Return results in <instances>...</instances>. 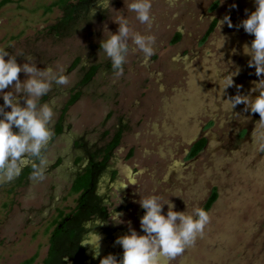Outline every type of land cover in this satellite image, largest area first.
<instances>
[{
    "label": "rangeland",
    "instance_id": "374dc122",
    "mask_svg": "<svg viewBox=\"0 0 264 264\" xmlns=\"http://www.w3.org/2000/svg\"><path fill=\"white\" fill-rule=\"evenodd\" d=\"M56 1L13 0L0 10V49L22 53L18 63L31 56L38 68H62L66 77V84L53 83L40 98L53 111L49 141L83 70L100 68L67 109L64 121L69 130L46 150L43 178L30 176L16 187L15 178L12 185L0 183V264L42 261L51 222L58 212L67 213L74 206L75 195L64 182L71 165V138L83 137L100 147L102 134L119 125L126 129L110 161L116 177L108 193L115 206L118 188L119 204H126L119 218L130 221L138 234H142V209L133 202L139 199L135 190L159 195L174 205V211L186 212L202 207L216 194L202 232L176 256H159L158 264H264V126L258 114L248 113L243 104L231 109L227 103L233 95L249 94L258 79L242 52L253 37L237 27L254 10L253 0H174L171 7L167 0H151L150 28L127 11L124 0H103L101 18L82 24L77 33L59 41L44 34L61 17L59 9L52 7ZM225 15L233 27L221 24L218 32L217 21ZM121 16L131 32L152 35L154 43L153 53L145 56L132 51L129 39L122 72L116 75L104 72L109 61L99 52V43L108 35L105 27L116 32L114 21ZM212 22L214 29L205 38ZM177 34L180 38L172 42ZM219 34L224 42L217 49ZM227 68L239 71L232 77L233 85L222 92L220 81L226 74L222 69ZM18 78L25 77L21 73ZM201 138L203 150L189 157L190 148ZM57 157L64 164L51 169ZM105 186L106 178L99 182L103 192ZM166 210L164 205L162 213ZM107 227L114 230V240L128 231L126 223L114 224L111 218ZM99 238L102 252L106 237ZM113 248L122 251L118 244Z\"/></svg>",
    "mask_w": 264,
    "mask_h": 264
},
{
    "label": "clouds",
    "instance_id": "9594fccd",
    "mask_svg": "<svg viewBox=\"0 0 264 264\" xmlns=\"http://www.w3.org/2000/svg\"><path fill=\"white\" fill-rule=\"evenodd\" d=\"M167 2L170 7L174 4V0ZM124 3L127 11L134 13L139 23L148 28L152 26L154 17L150 15L151 0H124ZM253 5L254 10L237 27L253 37L242 47V52L249 57L247 66L254 68L253 74L258 79L253 82L249 94L233 95L227 103L231 109L243 104L245 111L258 114L259 123L264 126V0H253ZM114 22L118 28L115 33L104 28V33L107 32L108 35L100 41L99 52L110 62L115 74L120 75L129 52V39L133 45L132 51L139 50L145 56H150L153 53L154 37L131 32L128 21L123 16ZM221 24L233 27L227 15L217 21L218 32ZM223 42L224 37L219 34L217 49ZM21 55L23 54L12 55L7 50L0 49V183L13 180L20 171V161L25 158L38 160V163L31 165L32 179L43 178L46 160L42 149L51 136L48 125L53 111L49 103H40V98L47 95L53 83H67L62 68H38L31 56H24L23 62L18 63L17 57ZM222 71H226L220 81L223 92L233 85L232 77L239 70L230 72L227 68ZM21 73L25 77L22 80L18 78ZM251 93L256 95L252 96ZM117 189L115 206L121 202ZM135 194L139 199L133 202L138 203L143 210L139 217L142 234L131 227L130 221H122L119 218L121 213L114 212L111 221L114 224L126 223L128 231L114 241L122 249L119 259L113 254H107L100 257L99 264H158L159 256L174 257L181 253L208 223L209 215L201 207H193L190 212L174 211V205L169 200L162 201L159 195H141L136 190ZM164 205H167V210L162 213ZM99 239L98 235L93 238V259L99 255Z\"/></svg>",
    "mask_w": 264,
    "mask_h": 264
},
{
    "label": "flooded vegetation",
    "instance_id": "af4514ba",
    "mask_svg": "<svg viewBox=\"0 0 264 264\" xmlns=\"http://www.w3.org/2000/svg\"><path fill=\"white\" fill-rule=\"evenodd\" d=\"M114 131L115 129L113 130V132ZM113 132H109V134H112ZM58 137L59 136L55 137L53 140H56ZM51 141L52 139L48 141L47 145H45V147L42 149L43 157L46 150L50 146ZM101 141L102 143H104L100 147L92 142H87L83 137L72 138L71 142L69 143L71 165L69 164V173L67 177H64V182L68 185L67 189L69 193L75 195L74 206L67 213L58 212L56 220L51 222L52 227L49 231L46 255L39 264H43L44 260L47 257L50 238L55 239V245L60 253L61 261L64 264H99L100 257L107 254H113L117 259H119L120 253H118V251L113 248V246H115L116 244L114 242V230L107 227L109 218H112L115 213H119L121 209L123 210V208L126 207V204H119L118 206H114V204L111 202L108 192L115 178L111 179L109 177L97 176L95 182V190L93 193L87 192L85 194V200H82L81 202L83 205L82 208H80V211L77 210L76 207L78 205V199L81 197L85 190H80L78 192L72 191L73 181L76 179L77 175L79 177L84 173V169L90 162L91 155L95 154L96 160L98 161H100L105 155L103 151L104 146L109 140H104L101 138ZM79 142H81L83 146L86 145V148L89 151L88 154L84 153L82 148H78L75 146L76 143ZM78 158H81L82 160L79 165L76 162ZM111 158L108 161L109 167ZM23 160H25L23 163L25 164L26 162H29L30 158H25ZM23 164L21 166H23ZM63 164L64 161L62 160V158L57 157L51 169L61 167ZM21 166L18 175L13 181L14 183H16L21 177ZM30 176L31 175L25 177L22 182H26ZM104 178H106V189H104L105 192H103L102 189L100 190L99 188V182ZM91 187L92 185L90 186V188ZM92 196H97L99 197V199L94 201L91 199ZM140 212L141 214H143V210H140ZM95 235H104V237H106L107 248L102 252H99V255L95 259H93L91 246Z\"/></svg>",
    "mask_w": 264,
    "mask_h": 264
},
{
    "label": "trees",
    "instance_id": "16d2710c",
    "mask_svg": "<svg viewBox=\"0 0 264 264\" xmlns=\"http://www.w3.org/2000/svg\"><path fill=\"white\" fill-rule=\"evenodd\" d=\"M13 3V0H0V10ZM103 0H58L52 4V7H57L61 13V17L58 18L53 24L47 26L44 29L45 36L49 37L52 40L59 41L71 37L79 31V28L82 24L87 23L95 19L96 17H102L103 15ZM215 26V22H212L206 30L205 38L209 36ZM180 36L177 34L172 42L178 41ZM76 65V62L73 66ZM100 68V65L90 66L88 69L83 70V74L79 82L70 90V95L68 101L65 103L58 120L54 123V128L52 132L51 139L62 135L65 131L69 130V126L65 124V113L67 109L72 106L80 97L81 89L86 87L91 81L95 73ZM104 72L113 73L114 70L111 68L110 62H107L104 65ZM124 125H119L112 134H109V131H105L102 134V139L109 140L104 146V156L98 161L96 160V155L93 154L90 157V162L84 169V173L73 181L72 191L78 192L80 190H85L81 197L78 199L77 210L82 208V200H85V194L87 192H94L96 177H109L111 179L116 177V172L108 166V161L111 158L112 152L120 144V140L123 132L125 131ZM75 138V137H74ZM72 140V138H71ZM83 141V140H82ZM78 148H82L83 152L88 154L86 145L83 146L81 142L76 143L75 145ZM205 140L203 138L198 139L190 148L189 157H196L204 148ZM31 160V161H30ZM29 162H26L21 166L22 172L20 179L14 183V186H20L24 182L22 180L31 175L32 163H38V160L35 158H30ZM78 165L82 162L81 158H78ZM57 167V165H56ZM92 187L90 188V186ZM92 200L96 201L99 199L97 196H92ZM216 199V194L212 193L210 198L203 205V209L207 212L210 206L214 203ZM56 242L54 238L49 240V249L47 257L44 260L43 264H64L61 261V256L56 247Z\"/></svg>",
    "mask_w": 264,
    "mask_h": 264
}]
</instances>
